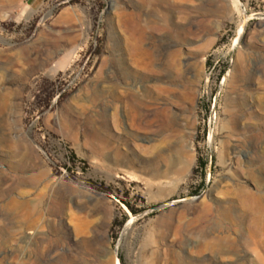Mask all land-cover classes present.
Instances as JSON below:
<instances>
[{"label": "rangeland", "instance_id": "1", "mask_svg": "<svg viewBox=\"0 0 264 264\" xmlns=\"http://www.w3.org/2000/svg\"><path fill=\"white\" fill-rule=\"evenodd\" d=\"M253 217L264 0H0V264H264Z\"/></svg>", "mask_w": 264, "mask_h": 264}, {"label": "bare ground", "instance_id": "2", "mask_svg": "<svg viewBox=\"0 0 264 264\" xmlns=\"http://www.w3.org/2000/svg\"><path fill=\"white\" fill-rule=\"evenodd\" d=\"M161 32V31H160ZM141 34V33H140ZM137 40V39H136ZM181 52V51H180ZM180 52L178 50H175L173 51V53L170 55V59L168 61V66L170 68H173L175 70V73H176V70H180L179 68V65H180ZM150 54V53H149ZM140 55V54H139ZM139 59V58H138ZM164 90V89H163ZM128 94V93H127ZM164 112V111H163ZM121 154V153H120ZM242 196L245 197V199H247L248 197H250L249 195H247L246 193L243 194ZM254 196V195H253ZM252 197V196H251ZM254 198L256 201L259 202L260 204V208L262 209V200L258 197V196H254L252 197ZM250 199V198H249ZM243 201V199H242ZM247 209L249 211H252L255 209L253 204H247ZM258 209V210H261V209ZM255 211V210H254ZM219 212V215L221 216L220 218L223 219V218H229L231 219L232 221H235L237 222L236 218H234V214H233V210L228 208V209H219L218 210ZM260 212V211H259ZM255 213V212H253ZM259 214V213H258ZM261 215V213H260ZM256 217V215H254ZM252 217V215H251ZM249 218V217H248ZM206 219V218H205ZM250 219V218H249ZM248 219V220H249ZM254 219V217H253ZM211 221V220H210ZM209 221V222H210ZM216 222V221H215ZM221 222V221H220ZM252 222V221H251ZM254 226L252 224V226L254 227L253 229V233L255 234H260L261 235V232L264 230L263 229V222H260V220H258L257 218L254 219ZM252 222V223H253ZM206 223V222H205ZM250 224V223H249ZM221 225V224H220ZM214 226V225H213ZM222 226V225H221ZM224 226V225H223ZM250 226V225H249ZM220 226H216L213 228V230L211 232H208V231H204V240L199 244V247H200V251H209L210 253L212 254H215L216 256H220V255H224L225 253H228L232 250H237L238 247H237V242L235 241V238H233L231 236V234L228 232V229L226 230V228L222 227V230L219 228ZM211 230V229H210ZM203 231V230H202ZM257 234V235H258ZM259 236V235H258ZM260 238H262L260 236ZM254 239V238H253ZM252 239V240H253ZM256 240V238L254 239ZM259 240V239H257ZM261 241V239H260ZM263 242V241H262ZM253 244V243H252ZM257 244V243H256ZM252 246V245H251ZM254 246V245H253ZM259 246V245H258ZM257 246V247H258ZM259 248V247H258ZM258 248H255L258 249ZM231 249V250H230ZM254 250V249H253ZM257 251V250H256ZM236 252V251H235ZM234 252V253H235ZM231 253V252H230ZM237 253V252H236ZM259 254V253H258ZM260 255V254H259ZM258 255V256H259ZM182 256V255H181ZM262 258V257H261ZM239 263V262H238ZM178 264H193L192 262H188L184 257H181Z\"/></svg>", "mask_w": 264, "mask_h": 264}]
</instances>
